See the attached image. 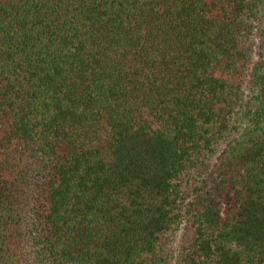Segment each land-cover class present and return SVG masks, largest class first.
<instances>
[{
  "label": "trees",
  "instance_id": "1",
  "mask_svg": "<svg viewBox=\"0 0 264 264\" xmlns=\"http://www.w3.org/2000/svg\"><path fill=\"white\" fill-rule=\"evenodd\" d=\"M171 262L264 264V0H0V264Z\"/></svg>",
  "mask_w": 264,
  "mask_h": 264
},
{
  "label": "rangeland",
  "instance_id": "2",
  "mask_svg": "<svg viewBox=\"0 0 264 264\" xmlns=\"http://www.w3.org/2000/svg\"><path fill=\"white\" fill-rule=\"evenodd\" d=\"M180 234H181V230H179V231L177 232V240L179 239ZM175 247H176V246H175ZM171 264H173V262H171Z\"/></svg>",
  "mask_w": 264,
  "mask_h": 264
}]
</instances>
